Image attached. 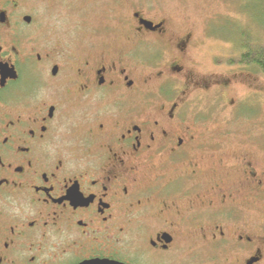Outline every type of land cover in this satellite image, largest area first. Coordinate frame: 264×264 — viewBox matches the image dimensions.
<instances>
[{
  "label": "flooded vegetation",
  "instance_id": "flooded-vegetation-1",
  "mask_svg": "<svg viewBox=\"0 0 264 264\" xmlns=\"http://www.w3.org/2000/svg\"><path fill=\"white\" fill-rule=\"evenodd\" d=\"M151 10L0 0V264H264V171L230 165L250 200L223 187L195 111L236 75H198L193 34ZM192 226L223 252H173Z\"/></svg>",
  "mask_w": 264,
  "mask_h": 264
},
{
  "label": "rangeland",
  "instance_id": "rangeland-1",
  "mask_svg": "<svg viewBox=\"0 0 264 264\" xmlns=\"http://www.w3.org/2000/svg\"><path fill=\"white\" fill-rule=\"evenodd\" d=\"M137 2L144 11L151 8L149 13L154 19L168 20L173 34L188 31L193 34L197 47L188 64L198 75L214 73L216 78L224 79L229 75L228 70L236 75L233 91L219 99L217 108H213L209 98H204L195 105V111L206 123L205 136L215 137L211 143L220 140V146L216 144L217 147L206 152L209 163L224 162L219 161L213 176L223 187L226 184L238 187L235 190L239 200H250L251 197L245 196L250 191L245 190L242 173L230 165L242 166L243 160L250 159L264 171V74L252 62L243 63L242 58L245 48L251 54L264 53V3L256 0ZM60 15L64 27L74 25L79 17L71 8L64 9ZM81 20L79 17L78 21ZM255 206L264 209L261 202ZM173 252L191 256L223 251L203 240L192 226L182 230Z\"/></svg>",
  "mask_w": 264,
  "mask_h": 264
},
{
  "label": "trees",
  "instance_id": "trees-1",
  "mask_svg": "<svg viewBox=\"0 0 264 264\" xmlns=\"http://www.w3.org/2000/svg\"><path fill=\"white\" fill-rule=\"evenodd\" d=\"M256 2H259L261 4L264 3V0H256ZM243 54V63L252 62V64L257 65V67H259L261 72L264 74V53L259 51L251 54V52L248 51V48H245Z\"/></svg>",
  "mask_w": 264,
  "mask_h": 264
},
{
  "label": "water",
  "instance_id": "water-1",
  "mask_svg": "<svg viewBox=\"0 0 264 264\" xmlns=\"http://www.w3.org/2000/svg\"><path fill=\"white\" fill-rule=\"evenodd\" d=\"M146 25L148 24L146 21H143ZM81 264H125L118 261H111V260H92V261H86Z\"/></svg>",
  "mask_w": 264,
  "mask_h": 264
}]
</instances>
